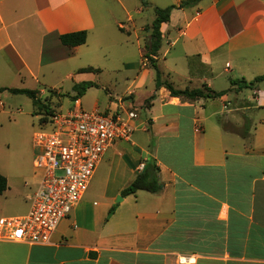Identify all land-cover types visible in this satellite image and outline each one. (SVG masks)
<instances>
[{
    "label": "crops",
    "instance_id": "0c3cea01",
    "mask_svg": "<svg viewBox=\"0 0 264 264\" xmlns=\"http://www.w3.org/2000/svg\"><path fill=\"white\" fill-rule=\"evenodd\" d=\"M181 1L148 0L136 7L140 17L126 11V23L106 15L97 20L89 0H0V87L26 77L49 84L50 69L59 79L50 89L60 93L54 85L61 79L98 87V76L108 71L105 84L119 91L107 94L104 107H88L135 113L129 139L106 149L87 190L49 241L0 240V264H183L179 256L192 258L185 264H264V126L250 124L246 139L221 126L232 125L240 112L246 119L264 112V80L252 87L231 84L264 74V0ZM168 5L175 7L160 25L154 56L161 79L176 89L205 84L225 91L221 96L186 99L155 85L143 53L154 7ZM113 27L136 39V52L123 53L114 66L102 61L108 54L97 47ZM77 30L86 31L84 43L61 44L60 34ZM128 44L127 38L120 42L127 51ZM87 66L97 71H77ZM86 91L78 98L81 107ZM149 159L158 166L160 189L122 196L141 171L139 163ZM101 165L107 170L95 183ZM6 180L0 217L22 215L33 191L11 201Z\"/></svg>",
    "mask_w": 264,
    "mask_h": 264
},
{
    "label": "built area",
    "instance_id": "2783aa9c",
    "mask_svg": "<svg viewBox=\"0 0 264 264\" xmlns=\"http://www.w3.org/2000/svg\"><path fill=\"white\" fill-rule=\"evenodd\" d=\"M147 61V58H144ZM134 111L105 113L84 109L79 99L43 122L48 129L33 133V167L40 172L28 210L0 217V240L46 243L59 221L81 199L106 149L118 139H129ZM144 163H139L141 170ZM180 263L192 258L179 256Z\"/></svg>",
    "mask_w": 264,
    "mask_h": 264
},
{
    "label": "rangeland",
    "instance_id": "374dc122",
    "mask_svg": "<svg viewBox=\"0 0 264 264\" xmlns=\"http://www.w3.org/2000/svg\"><path fill=\"white\" fill-rule=\"evenodd\" d=\"M122 1L126 8L125 10L120 7V2L117 0H89V3L97 20L102 15H106L107 18L117 17L119 20L128 23L125 16L126 11L131 13L133 18H138L140 14L136 13V7L142 6V2L148 0H121V2ZM143 14L149 19V17L153 15V11L147 6ZM114 27L111 31L108 29L107 36L99 39L101 44L97 46L108 54V59H103L102 61L110 63L113 66L120 63L123 53L136 52L135 45H133L136 39L133 34L131 33L130 36H127L126 33H119ZM126 38L130 42V44L127 45L129 48L128 51L123 49L120 45V42ZM121 48L122 50H120ZM47 71L50 79L48 80L49 84H44L42 80H40V83H36L32 79L26 77L25 80H15L6 85L9 87L42 89L43 92L39 96L40 100L47 103L54 111H64L73 105V81L65 78L62 80L60 78L61 82H56L57 84L54 85L60 93L56 91L49 92L48 88L53 86L51 83L59 79L56 78V75L55 77L53 76V71L50 69ZM104 72L105 73L98 76L101 79V83L98 87L96 85L94 88L86 91L87 93L82 99L83 107L90 109L88 105L97 103V105L102 108L108 101L107 94L109 92L112 94L115 91H119L117 86L105 84L110 76V72ZM93 78L95 77L93 76ZM110 102H112V100ZM0 103L3 105V108L0 107V173L4 174L8 179V192L6 194L9 199L11 201L19 200L20 202L26 199V195L30 193V191L34 192L40 178V172L33 167V159L37 151L33 148L32 144L33 133L37 130L48 129V126L40 122L43 111L33 105L31 98L25 94L1 90ZM230 120L232 126L236 129H240L245 120L249 121V125L251 124L250 127L253 125V127L261 129V127L264 126V112L253 114L250 119H246L240 112ZM232 138H234L232 141L233 144H239L240 139L238 137L232 135ZM106 170L107 168L105 165L100 166L94 177L95 183L106 173Z\"/></svg>",
    "mask_w": 264,
    "mask_h": 264
},
{
    "label": "trees",
    "instance_id": "16d2710c",
    "mask_svg": "<svg viewBox=\"0 0 264 264\" xmlns=\"http://www.w3.org/2000/svg\"><path fill=\"white\" fill-rule=\"evenodd\" d=\"M199 0H182L179 6H185L188 4H195ZM145 6L146 2H142ZM175 7L174 5H168L165 7H154V18L151 22L150 26V38L149 43L147 44L146 50L143 53V56L147 58L151 68L154 70V80L155 85L160 86L163 85L165 88L168 89L170 95L183 97L186 99H196L199 97H219L225 93V91H213L208 86L203 84L201 87L198 88H183V89H176L174 88L170 82L167 80H162V74L158 69L156 64V59L154 56L157 55V52L161 46V32H160V25L163 22L168 21L170 12L172 8ZM59 40L61 44L67 46H76L82 44L86 40V31L85 30H77L66 32L59 35ZM77 71L79 72H92L97 71V68H93L91 66L79 68ZM264 80V74L255 76L250 81H245L242 79H232L231 84H238L241 87H252L255 83ZM97 84L91 80H83L80 82H76L72 85V90L74 94L72 96L73 99H77L83 95L89 87H95ZM1 90H7L11 93H21L25 94L31 98L33 105H35L39 110L43 111L42 117H40V122L48 121L49 117L53 114L54 110L49 107V105L40 100L39 91L33 88H26V87H0ZM49 92L55 91L53 89H48ZM221 126L225 130L235 131L243 138H248V127L249 122L246 121L242 125L240 129L234 128L229 123L221 122ZM7 188V180L6 177L0 173V193H2ZM160 189V183L158 180V166L152 159L146 161L145 165L141 169V171L134 177V179L121 190V195H127L136 192L137 190H146L149 192H156ZM111 212V210H109Z\"/></svg>",
    "mask_w": 264,
    "mask_h": 264
},
{
    "label": "water",
    "instance_id": "95a60500",
    "mask_svg": "<svg viewBox=\"0 0 264 264\" xmlns=\"http://www.w3.org/2000/svg\"><path fill=\"white\" fill-rule=\"evenodd\" d=\"M119 199H121V196H118Z\"/></svg>",
    "mask_w": 264,
    "mask_h": 264
}]
</instances>
